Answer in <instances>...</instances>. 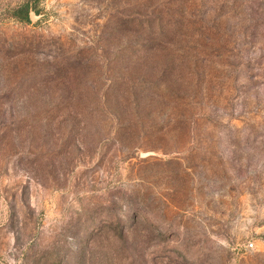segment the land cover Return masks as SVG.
Segmentation results:
<instances>
[{
    "label": "rangeland",
    "instance_id": "rangeland-1",
    "mask_svg": "<svg viewBox=\"0 0 264 264\" xmlns=\"http://www.w3.org/2000/svg\"><path fill=\"white\" fill-rule=\"evenodd\" d=\"M0 264H264V0H0Z\"/></svg>",
    "mask_w": 264,
    "mask_h": 264
},
{
    "label": "trees",
    "instance_id": "trees-1",
    "mask_svg": "<svg viewBox=\"0 0 264 264\" xmlns=\"http://www.w3.org/2000/svg\"><path fill=\"white\" fill-rule=\"evenodd\" d=\"M24 10V12H22V16H23V18L25 19V20H27L28 19V12H27V8L26 7H23V8H21V10ZM22 10V11H23Z\"/></svg>",
    "mask_w": 264,
    "mask_h": 264
},
{
    "label": "built area",
    "instance_id": "built-area-1",
    "mask_svg": "<svg viewBox=\"0 0 264 264\" xmlns=\"http://www.w3.org/2000/svg\"><path fill=\"white\" fill-rule=\"evenodd\" d=\"M251 245V244H250Z\"/></svg>",
    "mask_w": 264,
    "mask_h": 264
}]
</instances>
